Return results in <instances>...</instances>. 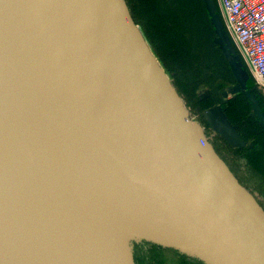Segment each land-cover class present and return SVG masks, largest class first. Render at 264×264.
Segmentation results:
<instances>
[{"label": "water", "instance_id": "obj_1", "mask_svg": "<svg viewBox=\"0 0 264 264\" xmlns=\"http://www.w3.org/2000/svg\"><path fill=\"white\" fill-rule=\"evenodd\" d=\"M205 3L236 79L222 99L252 97L216 1ZM37 98L56 102L53 111L130 181L152 188L218 264H264V207L191 119L126 0H0V264H89L39 186L40 161L27 144L37 126L17 113Z\"/></svg>", "mask_w": 264, "mask_h": 264}, {"label": "bare ground", "instance_id": "obj_2", "mask_svg": "<svg viewBox=\"0 0 264 264\" xmlns=\"http://www.w3.org/2000/svg\"><path fill=\"white\" fill-rule=\"evenodd\" d=\"M55 104L37 98L17 113L37 126L27 144L40 161L39 186L58 213L57 227L89 264H133L129 244L138 237L218 263L191 225L152 188L130 181L81 126L53 111Z\"/></svg>", "mask_w": 264, "mask_h": 264}, {"label": "rangeland", "instance_id": "obj_3", "mask_svg": "<svg viewBox=\"0 0 264 264\" xmlns=\"http://www.w3.org/2000/svg\"><path fill=\"white\" fill-rule=\"evenodd\" d=\"M167 1L171 7L182 5L180 4L182 0ZM189 1L198 4L201 2V0H184L183 2ZM218 15L222 26H225L222 16L220 13ZM204 16L200 20L206 38L214 45L213 51L209 49L207 55L216 63L215 72L209 76L205 75V81L202 76L203 66L198 63L194 53L190 52L182 42L175 43L178 41L176 29L164 26L161 42L165 41V36L168 37V42L160 58L146 38L142 27L139 26L152 54L183 98L191 119L203 124L218 154L264 207V143L260 144L264 131L262 126L264 107H261L264 104V92L253 85L252 75L248 67H245V59L237 45L227 36V32L225 36L229 38V46L248 75L244 90L251 93L252 97H246V94L242 93L231 98L232 104L222 99V90L232 87L236 79L223 50L215 42L218 35L210 14L208 17L204 13ZM181 23L185 25V28L187 27L182 18ZM198 60L203 62L201 54ZM226 76L229 77V81L226 80ZM221 85L224 86L221 87ZM129 251L133 264H218L175 244L150 241L144 237L133 239L129 244Z\"/></svg>", "mask_w": 264, "mask_h": 264}, {"label": "trees", "instance_id": "obj_4", "mask_svg": "<svg viewBox=\"0 0 264 264\" xmlns=\"http://www.w3.org/2000/svg\"><path fill=\"white\" fill-rule=\"evenodd\" d=\"M126 1L130 7L134 19L142 27L146 38L148 39L155 53L160 58H162L164 48L166 47L168 42L167 36H165V41L161 42L163 37L161 35V32L164 30V26H168L169 28H174L177 31L176 38L178 41H176L175 43L182 42L190 52L194 53L198 63L203 66V81H205V75L209 76L211 73L215 72L216 63L207 55L209 49L213 51L214 45L212 41L206 38V33L200 20V18L205 17L204 13H206L208 17L210 14L205 0H201V4H198L194 1L184 3V0H182L180 3L182 5H179L177 7H171L167 0ZM217 10L218 13H220L218 7ZM180 17L185 21V24L187 25L186 28L185 25L181 23ZM199 54L203 56V62H200L198 60ZM226 80L229 81V77L226 76ZM253 85H255L254 80ZM223 86L224 85H221V87ZM260 92L262 93V91ZM227 103L232 104V99H229ZM226 109L227 111H230L228 108ZM263 143L264 131L260 139V144Z\"/></svg>", "mask_w": 264, "mask_h": 264}, {"label": "built area", "instance_id": "obj_5", "mask_svg": "<svg viewBox=\"0 0 264 264\" xmlns=\"http://www.w3.org/2000/svg\"><path fill=\"white\" fill-rule=\"evenodd\" d=\"M257 88L264 92V0H215Z\"/></svg>", "mask_w": 264, "mask_h": 264}, {"label": "crops", "instance_id": "obj_6", "mask_svg": "<svg viewBox=\"0 0 264 264\" xmlns=\"http://www.w3.org/2000/svg\"><path fill=\"white\" fill-rule=\"evenodd\" d=\"M230 38V37H229ZM231 39V38H230ZM232 40V39H231ZM247 65H245V67H246ZM247 68V67H246ZM248 69V68H247ZM223 91V90H222ZM231 99V98H230ZM261 107H264V104H262L261 105ZM262 112H264V109H263V111ZM264 114V113H263ZM214 118V117H213ZM264 119V115L262 116V122L264 121L263 120ZM214 121H215V118H214ZM212 122H213V119H212Z\"/></svg>", "mask_w": 264, "mask_h": 264}]
</instances>
